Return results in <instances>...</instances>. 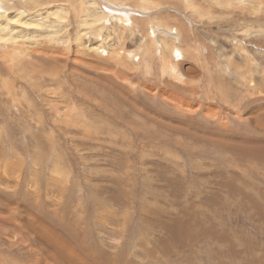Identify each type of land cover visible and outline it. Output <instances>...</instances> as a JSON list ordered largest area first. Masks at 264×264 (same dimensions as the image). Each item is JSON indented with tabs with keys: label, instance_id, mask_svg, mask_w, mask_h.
Here are the masks:
<instances>
[{
	"label": "rangeland",
	"instance_id": "obj_1",
	"mask_svg": "<svg viewBox=\"0 0 264 264\" xmlns=\"http://www.w3.org/2000/svg\"><path fill=\"white\" fill-rule=\"evenodd\" d=\"M0 264H264V0H0Z\"/></svg>",
	"mask_w": 264,
	"mask_h": 264
},
{
	"label": "bare ground",
	"instance_id": "obj_2",
	"mask_svg": "<svg viewBox=\"0 0 264 264\" xmlns=\"http://www.w3.org/2000/svg\"><path fill=\"white\" fill-rule=\"evenodd\" d=\"M171 46V45H170ZM173 48V47H172Z\"/></svg>",
	"mask_w": 264,
	"mask_h": 264
}]
</instances>
